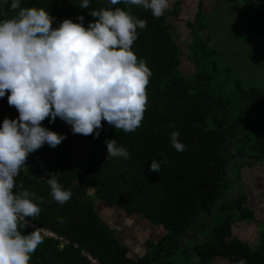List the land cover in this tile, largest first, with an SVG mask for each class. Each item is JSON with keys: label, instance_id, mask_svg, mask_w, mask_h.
<instances>
[{"label": "trees", "instance_id": "trees-1", "mask_svg": "<svg viewBox=\"0 0 264 264\" xmlns=\"http://www.w3.org/2000/svg\"><path fill=\"white\" fill-rule=\"evenodd\" d=\"M241 1L249 10L255 31L264 39V0ZM81 2L20 0V7L47 10L54 18L53 29L65 19L79 23V16L84 17L83 26L87 28L95 19L88 12L105 7H119L145 20L147 26L137 29L131 50L151 72L146 88L148 103L140 127L130 133L102 121L103 130L93 138L74 135L59 118L52 123L48 118L42 122L43 127L65 139L55 148L45 144L28 155L25 168L15 178L16 190H22V185L36 194L34 202L41 212L34 219H25L57 238L40 233L43 242L31 254L29 264H90L83 254L100 264H190L194 259L179 247L177 238L203 236L214 201L235 194L225 176L228 162L240 156L264 159V89L230 79L224 74L227 68L211 63L213 51L200 34L204 29L194 26L203 15L202 1L192 24H188L190 42L185 56L194 65L193 74L180 69L182 51L170 31L169 18L179 15L180 3L155 18L138 6L90 0L89 7L82 9ZM11 3L0 0V21L16 15L9 11ZM5 118H18L17 110L7 103V94L0 98V125ZM173 131L180 133L179 142L185 145L182 152L171 145ZM111 139L128 151V159L107 157L105 141ZM152 160L160 163L157 173L149 171ZM246 165L253 166L240 162L231 167L234 181L240 182ZM52 173H59L62 188L72 192L63 205L52 198L44 181ZM40 197L43 204L38 202ZM97 202L104 210L117 208L126 216L135 215L161 227L165 242L150 245L135 260L129 258L126 246L100 217ZM254 217L243 191L237 200L218 204L211 233L204 242L187 244L200 254L201 264H209L215 257L226 258L228 264L240 260L264 264V229L258 236L254 234L256 239L251 245L233 234L235 224L251 222ZM61 218L63 222H59ZM20 230L25 235L33 231L27 226Z\"/></svg>", "mask_w": 264, "mask_h": 264}, {"label": "clouds", "instance_id": "clouds-1", "mask_svg": "<svg viewBox=\"0 0 264 264\" xmlns=\"http://www.w3.org/2000/svg\"><path fill=\"white\" fill-rule=\"evenodd\" d=\"M108 3L138 6L160 18L170 0ZM89 4L90 0H82L79 7L87 9ZM9 11L16 15L0 21V98L7 94V103L17 110L18 118H5L0 125V264H29L43 238L39 229L26 235L20 229L27 226L25 218L34 219L41 208L34 202V192L22 185V190H16L15 178L29 154L45 144L55 148L65 139L42 122L59 118L74 135L93 138L103 130L102 121L116 130L134 132L146 111L151 72L131 50L137 29L145 28L147 22L119 7L88 12L95 19L87 28L79 16V23L65 19L53 29L54 18L47 10L21 8L20 0H12ZM179 136L178 131L171 133V145L182 152L185 145ZM105 143L107 157L129 158L115 139ZM159 170L160 163L152 160L149 171ZM58 175L52 173L44 181L52 198L63 205L72 192L62 188ZM38 202L43 204V197Z\"/></svg>", "mask_w": 264, "mask_h": 264}, {"label": "rangeland", "instance_id": "rangeland-1", "mask_svg": "<svg viewBox=\"0 0 264 264\" xmlns=\"http://www.w3.org/2000/svg\"><path fill=\"white\" fill-rule=\"evenodd\" d=\"M172 2L173 0H170L169 9ZM203 10H205L203 15L199 17L194 26L195 28L203 27L204 29L200 34L207 43L208 48L213 51V56L210 59L211 63L223 70L227 68L224 74L229 76L230 79L237 78L247 86L264 89V39L257 34L252 26V18L245 4L241 0H215L213 6L211 3L208 6V10L205 8ZM185 19H187L186 27L184 25ZM192 20H190V15H185L182 19L174 20L169 18L172 37L177 42L180 51H182L180 69L185 74L194 73V66L186 62V56L184 55L187 54L186 47L190 42V30H188L190 27H188V24H192L190 23ZM192 32H194V29ZM220 78L224 80L223 77ZM226 88L229 89V87ZM245 167H252L249 171L258 174V176L260 175L258 172L264 173V165H246ZM249 175L251 173H248V176L245 177L251 182L250 186L247 184L246 193L250 208H252L256 216L253 221L246 222V224L253 225L254 230L252 226L248 227V229L243 228L242 233L238 236L250 242L248 245H251L256 239L252 234L253 231L258 236L261 230L264 229V179L262 182L257 177H250ZM232 193L233 191L231 190L230 194ZM96 208L100 212V217L106 218L107 215L111 216L110 220L114 221V224L118 221H121L124 225L128 224L126 221L127 217L119 209L107 212V210L104 211L103 204L98 202L96 203ZM132 217L140 218L135 215ZM122 219H125V221H122ZM105 224L111 228L110 223L106 221ZM113 232L116 234V231ZM238 236L236 237L242 239ZM137 241V244L140 247H144L145 251L154 244L148 238L137 239ZM159 241L165 242L161 238Z\"/></svg>", "mask_w": 264, "mask_h": 264}, {"label": "crops", "instance_id": "crops-1", "mask_svg": "<svg viewBox=\"0 0 264 264\" xmlns=\"http://www.w3.org/2000/svg\"><path fill=\"white\" fill-rule=\"evenodd\" d=\"M201 1H202V9H201L202 11H205V10H203L204 8L206 10H208V6L211 5V3L213 6V4L215 2V0H173V2L171 3V7H173L174 3H180V6H179V15L177 17L172 16L171 18L174 20L175 19H182V18H184L185 15H190V20H192V19L194 20L195 16L198 14V5ZM187 19L184 20L185 27H186ZM192 21H190V23H192ZM188 30H189V28H188ZM184 55H186V54H184ZM186 62H187V58H186ZM190 64H192V63H190ZM115 209H117V208H115ZM113 210L114 209H107V212L108 211L113 212ZM109 213L111 214V212H109ZM114 216H115V214H114ZM126 217H127L126 221L128 222V224H126V225H124V223H122L121 221H118L117 223L114 224V221L110 220L111 216L109 217L106 215V218L105 217H101V218L103 219L104 223L106 221L108 223H110V225H111L110 229H113L114 231H116V234H114V235L128 249L127 256L129 258H132L133 260H135L137 257H140L142 255V253H144L143 247H140L137 244L138 243L137 239L148 238L152 241V243H156L157 241H159L160 238L163 237L165 232L163 231V229L161 227L153 226L150 223H148L147 221H145L144 219H141V218L136 219V218L129 217V216H126ZM122 221H125V219H122ZM113 226H114V228H113ZM250 226L253 227V225H249V223L248 224H246V223L235 224L233 226L234 236L235 237L238 236L239 234L242 233L243 228L248 229V227H250ZM253 230H254V227H253ZM252 234L254 235V231ZM238 237L242 238L241 236H238ZM242 240L247 241L243 238H242ZM247 243L250 244V242H248V241H247ZM192 262H190V263H192ZM209 264H228V260L224 257H215L209 262Z\"/></svg>", "mask_w": 264, "mask_h": 264}, {"label": "water", "instance_id": "water-1", "mask_svg": "<svg viewBox=\"0 0 264 264\" xmlns=\"http://www.w3.org/2000/svg\"><path fill=\"white\" fill-rule=\"evenodd\" d=\"M240 162H249L254 166L255 165H264V159L259 160V161H255V160H252V159L247 158L245 156L235 157L228 162V164L226 165V168H225V176H226V179L235 188V190H236L235 194L232 196H220L219 198H217L214 201V203L212 205V209H211V214L207 220L206 231H205V234H203V236L196 237V236H192V235H180L177 238V242L179 244V247L182 250L186 251L190 256L193 257L194 261L190 264H201L202 257L200 256V254L197 251H195L193 248H190L187 243H202V242H204L209 237V235L211 233L212 224H213V220H214V217L216 215V212H217L218 204L221 202H224V201L237 200L242 194L243 189H242L241 183L236 181V180L234 181L230 175L231 167L234 164L240 163Z\"/></svg>", "mask_w": 264, "mask_h": 264}, {"label": "flooded vegetation", "instance_id": "flooded-vegetation-1", "mask_svg": "<svg viewBox=\"0 0 264 264\" xmlns=\"http://www.w3.org/2000/svg\"><path fill=\"white\" fill-rule=\"evenodd\" d=\"M250 169H252V167H244V169L242 170V173H241V180H240V183L242 184V192L243 191H247V187L250 186L251 182H249V180H247L245 177L248 176V173H251V175H249L250 177L252 176H255L257 177L258 179H260L262 182H263V179H264V173H261V172H258L260 175L258 176V174L256 173H252L251 171H249ZM248 173H247V172ZM247 174V175H246ZM248 184V186H247Z\"/></svg>", "mask_w": 264, "mask_h": 264}, {"label": "built area", "instance_id": "built-area-1", "mask_svg": "<svg viewBox=\"0 0 264 264\" xmlns=\"http://www.w3.org/2000/svg\"><path fill=\"white\" fill-rule=\"evenodd\" d=\"M26 220V219H25ZM27 227H29L30 229L32 230H35V229H39L37 228L36 226L34 225H31L27 220ZM40 233L43 234L44 236H47V237H52V238H57L54 234L50 233V232H45L43 231L42 229H39ZM60 241L63 242L62 238H58ZM85 256V258L89 261L90 264H100V263H97L92 257H90L89 255L87 254H83Z\"/></svg>", "mask_w": 264, "mask_h": 264}]
</instances>
